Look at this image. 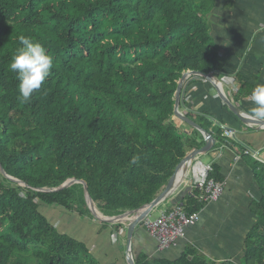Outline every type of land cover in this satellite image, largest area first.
Here are the masks:
<instances>
[{
    "label": "trees",
    "instance_id": "1",
    "mask_svg": "<svg viewBox=\"0 0 264 264\" xmlns=\"http://www.w3.org/2000/svg\"><path fill=\"white\" fill-rule=\"evenodd\" d=\"M216 1L0 0V264H101L40 210L44 203L94 217L84 184L42 188L85 180L97 207L119 215L152 202L205 144L199 129L178 126L176 91L186 71L221 66L208 18ZM187 115L218 137L207 115ZM244 159L259 196L238 261L190 245L176 260L136 254V263L264 264V162ZM210 177L224 181L218 164ZM198 193L183 201L188 213L207 204Z\"/></svg>",
    "mask_w": 264,
    "mask_h": 264
},
{
    "label": "crops",
    "instance_id": "2",
    "mask_svg": "<svg viewBox=\"0 0 264 264\" xmlns=\"http://www.w3.org/2000/svg\"><path fill=\"white\" fill-rule=\"evenodd\" d=\"M208 18L212 40L221 58V66L212 74L235 106L250 115L264 118V0H217ZM183 98L187 102L183 109L180 108L183 113L204 114L213 121L211 130L218 137L214 136L216 144L209 152L211 161L208 163L220 166L226 184L223 196L231 190L232 197L228 203L221 198L218 202L206 204L201 210L199 222L186 228L185 237L177 245L163 250L158 248L157 240L143 223H139L132 240L134 257L145 254L150 259L176 260L192 245L199 254L212 260L238 261L244 254L246 235L256 220L251 204L259 196L254 172L244 159V151L251 150L252 155L259 152L264 162V128L244 123L208 78L191 76ZM179 120L176 116L178 126L184 132L193 131L192 125ZM217 125H221V133ZM226 129L233 131L234 135L226 136ZM195 186V180L188 172L178 189L157 206L160 212L177 203H184ZM56 207L69 213H65L64 217L71 216L70 223L67 229L61 230L60 226L50 221L61 232L85 242L101 264H128L127 231L117 233L113 223L104 225L95 216H81L61 206ZM123 223L127 228L128 221Z\"/></svg>",
    "mask_w": 264,
    "mask_h": 264
},
{
    "label": "water",
    "instance_id": "3",
    "mask_svg": "<svg viewBox=\"0 0 264 264\" xmlns=\"http://www.w3.org/2000/svg\"><path fill=\"white\" fill-rule=\"evenodd\" d=\"M200 76L204 78H208L210 81H212L216 87L219 90V93L224 99V101L231 107V109L239 116V118L246 124L257 126L259 128H264V118L250 115L247 112H244L243 110L239 109L237 106H235L226 96V94L223 92V89L221 88V85L219 83V80L212 74V73H205L202 71L197 70H188L184 73L182 78L179 81V85L176 91V105H175V114L176 116L183 120L184 122L192 125L194 128L199 129L205 136V144L202 147H197L192 149L188 154L181 160V162L178 164L174 174L172 175L171 179L169 180L168 184L166 185L165 189L150 203L143 205L142 207L134 210L126 211L122 214L115 215V216H108L105 215L95 204L92 195L89 192L88 183L85 180H79L76 178H71L65 181L63 184H61L58 187L54 188H42L43 191H54V190H60L65 187H68L72 185L73 183H83L85 188V195L86 200L88 203V206L90 210L92 211L93 215L102 221H108L110 223H116V222H124L128 221L127 225V235H128V245H127V262L128 264H137L135 261V257L133 254V235L135 232L136 227L139 223H141L150 213L163 201H165L171 194H173L178 187L183 183L185 180V177L188 175V171L190 168L191 163L199 158L202 154L210 152L215 144H216V138L212 133L207 131L204 127H202L201 124L190 118L188 115L183 113L180 110V104L182 101V98L184 96V90L186 88L187 80L190 76ZM185 167V173L181 177V179H178V172L179 170ZM0 169L4 173H6L2 163L0 162ZM8 175V174H7ZM12 179L19 181V179L14 178L10 175H8ZM22 182V181H20ZM23 183V182H22Z\"/></svg>",
    "mask_w": 264,
    "mask_h": 264
},
{
    "label": "built area",
    "instance_id": "4",
    "mask_svg": "<svg viewBox=\"0 0 264 264\" xmlns=\"http://www.w3.org/2000/svg\"><path fill=\"white\" fill-rule=\"evenodd\" d=\"M225 134L229 137L233 136L234 132L226 129ZM252 152L246 149L244 154ZM253 155L256 158L262 159L259 152H254ZM212 168L213 163H205L200 158L194 160L190 165V171L195 180V188L199 190L197 199L200 203L205 202L208 204L209 202L217 201L225 189V181H218L210 177ZM203 208L193 213H188L185 205L180 202L163 209L156 218L148 215L142 223L157 240L158 248L163 250L177 245L185 237L186 228L199 222Z\"/></svg>",
    "mask_w": 264,
    "mask_h": 264
},
{
    "label": "rangeland",
    "instance_id": "5",
    "mask_svg": "<svg viewBox=\"0 0 264 264\" xmlns=\"http://www.w3.org/2000/svg\"><path fill=\"white\" fill-rule=\"evenodd\" d=\"M177 120L178 121H180L179 120V118L177 117ZM201 159H202V161L203 162H205V163H208V162H210L211 160V154L208 152V153H205V154H202L201 155ZM259 159V158H258ZM261 160V159H260ZM189 173H191L192 174V172L190 171V168H189V171H188ZM225 192H226V185H225V189H224V191H223V194L220 196V198L217 200V201H212V202H209V204H212V203H215V202H218L221 198L223 199V201H225L226 203H228V202H230V200H231V197H232V193L233 192H231V190H229L228 192H227V196L225 195V196H223L224 194H225ZM224 197V198H223ZM221 199V200H222ZM40 210L43 212V213H45L49 218H50V220H52L53 221V223H55L56 225H58V226H60L61 227V230H63V229H67V226L69 225V223H70V218H71V216H69V217H67L66 219H65V213H66V215L67 214H69L68 212H65L63 209H60L59 207H56V206H54V205H46V204H42L41 205V207H40ZM202 211H203V209H202ZM202 211H201V213H202ZM160 207H157V208H155L151 213H150V216L152 217V218H156L157 216H159L160 215ZM70 215H72V214H70ZM56 221H58V222H56ZM62 225V226H61ZM231 225V230L233 231V226H232V224H230ZM64 226V227H63ZM113 237V236H112ZM113 238H115V237H113ZM79 239H83V237H79Z\"/></svg>",
    "mask_w": 264,
    "mask_h": 264
},
{
    "label": "bare ground",
    "instance_id": "6",
    "mask_svg": "<svg viewBox=\"0 0 264 264\" xmlns=\"http://www.w3.org/2000/svg\"><path fill=\"white\" fill-rule=\"evenodd\" d=\"M184 173H185V167H182L178 172V179H181Z\"/></svg>",
    "mask_w": 264,
    "mask_h": 264
}]
</instances>
